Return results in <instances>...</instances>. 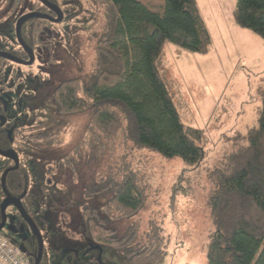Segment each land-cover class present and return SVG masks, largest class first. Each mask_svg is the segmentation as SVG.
<instances>
[{
	"label": "rangeland",
	"instance_id": "rangeland-1",
	"mask_svg": "<svg viewBox=\"0 0 264 264\" xmlns=\"http://www.w3.org/2000/svg\"><path fill=\"white\" fill-rule=\"evenodd\" d=\"M19 1L15 5L14 0H0V49L20 58L13 32L16 19L38 6L36 0ZM140 1L152 10L163 5V0ZM196 1L211 51L198 55L165 47L181 122L207 137L202 145L206 156L195 167L179 157L166 159L138 148L121 135L89 138L91 109L67 116L57 113L56 87L93 75L95 49L109 10L105 0H57L64 19L53 25L41 22L31 50L34 63L0 62V110L5 128L13 130L11 148L26 166L28 191L36 200L35 223L44 234L49 264H129L120 252L89 246L80 223L85 207L104 204L131 174L145 195L144 204L128 218L113 209L108 227L117 237L134 233L133 249L159 246L164 251L159 264H206L212 232L209 175L224 168L235 149L246 145L241 137L257 127L264 92V40L234 22L236 0ZM27 34L31 38L30 29ZM0 235L17 247L18 240L30 234L14 236L5 229Z\"/></svg>",
	"mask_w": 264,
	"mask_h": 264
},
{
	"label": "trees",
	"instance_id": "trees-1",
	"mask_svg": "<svg viewBox=\"0 0 264 264\" xmlns=\"http://www.w3.org/2000/svg\"><path fill=\"white\" fill-rule=\"evenodd\" d=\"M45 1L58 6L57 0ZM105 1L109 10L95 49L93 75L87 81L75 78L56 87L57 113L67 116L91 109L89 138L99 141V135L105 139L121 135L166 159L179 157L187 166L199 165L206 156L202 145L207 137L203 130L182 124L165 64L168 44L198 55L211 51V38L196 1L163 0L159 10L140 0ZM19 3L14 0L15 5ZM36 4L48 12L38 0ZM233 18L237 26L264 40V0H236ZM41 22L46 21L31 18L20 26L21 38L31 50L38 40L29 38V25ZM12 137L0 133V150L11 148ZM241 138L246 145L235 149L224 168L209 175L212 232L206 264H264V92L257 127ZM43 141L49 142L48 138ZM28 180L26 166L21 165L6 183H22L25 194ZM144 201L131 174L116 185L104 204L85 207L80 226L88 245L120 252L129 264H159L164 255L159 246L133 249L134 233L117 237L108 227L113 209L128 218Z\"/></svg>",
	"mask_w": 264,
	"mask_h": 264
},
{
	"label": "flooded vegetation",
	"instance_id": "flooded-vegetation-1",
	"mask_svg": "<svg viewBox=\"0 0 264 264\" xmlns=\"http://www.w3.org/2000/svg\"><path fill=\"white\" fill-rule=\"evenodd\" d=\"M53 6L59 8L56 5H53ZM44 9H47V8L44 7ZM47 11L48 12H42L41 9H37V11L34 10L31 12H40L44 15L49 16L53 20L57 19V16L52 11H50L48 9H47ZM61 12H62V10H61ZM62 14H63V12H62ZM19 17H17L16 21L18 20ZM63 19H62V21H63ZM42 20H44V19H42ZM45 21L50 23L51 25L56 24V23H53V22L48 21V20H45ZM29 29L31 30V38H32L31 40H34V38L38 35L37 33L41 31V26L37 25V24L36 25L31 24V25H29ZM13 32H14L15 42L20 49V51H19L20 52L19 53L20 58L17 57L16 55H11V56H13V57H15L21 61H28L29 58H28L27 54L22 50V48L17 43L16 36H15V25H14V31ZM0 51L4 52L2 49H0ZM7 54H9V53H7ZM1 117H5V116L0 114V118ZM6 124L7 123H5L2 127H0V133H2V134L4 133L6 135V137L9 139L10 137H12L13 130H12V128H10V129H8V127L5 128ZM12 140L13 139H11V141H10L11 143H12ZM0 152L7 153V154L14 153L17 156L18 161H19L18 162V169L20 168L22 163H21V159H20L18 152H16L13 148H9V149L4 150V151L0 150ZM0 160L2 162V164L0 165V226L2 227L0 231L7 229L8 232L13 234L14 236H18L19 234H24V233L28 232L30 234L29 237L28 238H24V237L20 238L16 245L20 251L22 248L23 252L22 251L21 252L27 257V259L32 264H34L37 257H38V254H39L38 239L35 236L33 230L31 229V226H30L29 222L27 221V219L25 217H23V215L19 211L17 205L23 208V210L28 215V217L31 219V221L36 225V223H35V216H36L35 211H37L36 210V202H35L36 200H35L34 195H31L29 193L28 187H27V191L25 192V194L22 193L23 192L22 191L23 190L22 183H20V184L16 183L15 185L10 184V186L7 185V183H6L7 177L10 173H12L14 171L9 172L4 177V187H5L6 193L3 191L2 184H1V175L3 174V172L5 170H7L9 168H14L15 162L11 159H7V158H4L2 156H0ZM17 170H15V171H17ZM39 180H40V182H41V180L43 181V177L40 178ZM46 181L48 184L46 183ZM44 182H45V185H49L51 183L48 179L45 180ZM34 188L35 189L37 188L36 185L34 186ZM38 190H42V189H38ZM3 204H4V206H3ZM36 227H37V225H36ZM39 232H40V230H39ZM40 234H41V237L43 240V252H42V258H41V261L39 264H43V263L49 264V262H48L49 260L47 259V256L45 255L46 251H45V245H44V234H42L41 232H40Z\"/></svg>",
	"mask_w": 264,
	"mask_h": 264
},
{
	"label": "water",
	"instance_id": "water-1",
	"mask_svg": "<svg viewBox=\"0 0 264 264\" xmlns=\"http://www.w3.org/2000/svg\"><path fill=\"white\" fill-rule=\"evenodd\" d=\"M39 3H41L45 8H47L48 10L52 11L56 16H57V19L56 20H53L51 19L49 16L47 15H44L40 12H29V13H26L22 16H20L18 18V20L16 21L15 23V36H16V40H17V43L19 44V46L22 48V50L27 54L29 60L28 61H21L5 52H1L0 51V58L4 59V60H7V61H10V62H13V63H17V64H20V65H24V66H30L34 63V60H35V57L32 53V51L24 44V42L22 41L21 39V36H20V25L28 20V19H31V18H39V19H44V20H48V21H51L53 23H60L63 19V14L61 12V10L53 5H51L50 3H48L47 1L45 0H38ZM6 123V119L4 117H1L0 118V127H2L4 124ZM0 156L4 157V158H7V159H11L15 162V167L14 168H9L7 170H5L3 172V174L1 175V184H2V188H3V191L6 193V190H5V187H4V177L11 171H15L18 169V158L17 156L14 154V153H11V154H7V153H2L0 152ZM9 197V196H8ZM4 206V204H3ZM18 209L19 211L21 212V214L23 215V217H25L27 219V221L29 222L30 226H31V229L33 230L35 236L37 237L38 239V243H39V254H38V257L35 261L34 264H39L40 261H41V258H42V252H43V240H42V237H41V234L38 230V228L36 227V225L31 221V219L28 217V215L25 213V211L23 210L22 207L18 206ZM1 226H0V230H1ZM21 251H22V248H21ZM23 252V251H22Z\"/></svg>",
	"mask_w": 264,
	"mask_h": 264
},
{
	"label": "built area",
	"instance_id": "built-area-1",
	"mask_svg": "<svg viewBox=\"0 0 264 264\" xmlns=\"http://www.w3.org/2000/svg\"><path fill=\"white\" fill-rule=\"evenodd\" d=\"M0 264H32L10 240L0 235Z\"/></svg>",
	"mask_w": 264,
	"mask_h": 264
},
{
	"label": "crops",
	"instance_id": "crops-1",
	"mask_svg": "<svg viewBox=\"0 0 264 264\" xmlns=\"http://www.w3.org/2000/svg\"><path fill=\"white\" fill-rule=\"evenodd\" d=\"M196 1V0H195ZM196 4H197V1H196ZM197 7H198V4H197ZM198 9H199V7H198ZM199 11H200V9H199ZM200 13H201V11H200ZM201 16H202V14H201ZM203 18V17H202ZM203 21H204V19H203ZM205 23V22H204ZM205 26H206V24H205ZM206 28H207V26H206ZM207 31H208V29H207ZM209 33V32H208Z\"/></svg>",
	"mask_w": 264,
	"mask_h": 264
}]
</instances>
